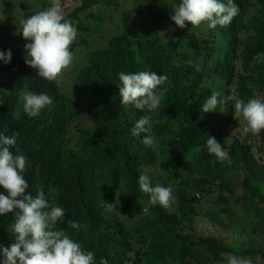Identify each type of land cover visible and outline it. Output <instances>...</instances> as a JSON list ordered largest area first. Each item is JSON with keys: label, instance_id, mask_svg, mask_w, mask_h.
Listing matches in <instances>:
<instances>
[{"label": "trees", "instance_id": "obj_1", "mask_svg": "<svg viewBox=\"0 0 264 264\" xmlns=\"http://www.w3.org/2000/svg\"><path fill=\"white\" fill-rule=\"evenodd\" d=\"M117 1V6H112L113 12L122 8L121 0ZM102 2L107 0H81V5L65 19L78 32L94 35L100 30L77 21L82 12ZM176 2L180 4L182 0ZM221 2L227 4L228 0ZM233 2L239 7V14L230 25L211 28L210 38L200 40L194 34L185 33L183 37L194 49L193 64H179V67L164 61L158 41L133 37L132 10L114 13L122 23V31L104 37L106 45L101 49L90 50L87 65L76 73L72 95L63 92L57 82L40 77L27 63L30 57L22 50L21 43L32 41L26 40L22 32L13 44L4 47L6 52L11 50L12 58L5 66L8 78L0 83V134L10 137L18 133L17 145L27 161L23 173L29 184L27 191L35 196L37 188L42 187L49 205L65 210V217L57 228L80 241L83 251L93 252L94 264H143L140 257L128 262L130 248L121 243L125 237L124 225L111 209L122 197L121 214L127 220H135L142 214L138 180L146 168L155 164L156 154L152 147L142 143L145 133L133 136L130 131L145 112L122 104L119 73L150 71L167 76L159 89L163 92L161 106L148 114L153 121L150 134L172 140L170 158L164 166L174 173L183 169L197 151L207 147L209 137H214L226 149L223 133L234 118V105L228 102L214 112L203 113L202 105L213 93H219L218 99H223L231 94L230 87L235 82L237 98L247 103L255 91L264 90V57L261 62L253 60L258 53H264V0H257L258 7L252 15L251 0ZM144 13L150 21L168 22L183 29L150 3L146 4ZM86 18L94 21L96 27L102 26L100 16L88 13ZM16 44L19 47H14ZM122 48L127 51L126 62L116 64L112 56ZM205 53L215 58L213 80L203 63ZM238 62H241V72ZM195 64H199L200 71H196ZM25 90L49 95L53 105L42 110L39 117L29 118L23 108ZM82 102L92 120L91 127L84 126L80 120L78 107ZM74 124L77 144L71 148L68 133ZM258 137L264 143V130ZM228 149L231 163L225 161L218 176L210 172L208 177H216L226 190L236 187L242 191L250 206L245 221L264 222V165L256 159L247 139H234ZM11 150L16 154L15 148ZM154 179L150 181L155 187L157 180ZM51 189L56 190L54 197L49 195ZM177 199L175 212H168L159 204L152 208L155 233L150 244L160 260L166 259L167 251L174 253L177 264H185L189 258L202 264L203 254L209 255L212 262L222 264H227L224 256L228 254L264 260V250L228 248L227 239L215 236L198 238L202 251L196 250L189 244L194 239L192 235L178 234V228L193 229L196 199L184 192H178ZM69 220L78 222L80 227H70ZM14 222V213L0 215V246L8 247L15 242L11 229ZM230 228L234 233L241 231L238 224ZM3 259L0 252V264Z\"/></svg>", "mask_w": 264, "mask_h": 264}, {"label": "rangeland", "instance_id": "obj_2", "mask_svg": "<svg viewBox=\"0 0 264 264\" xmlns=\"http://www.w3.org/2000/svg\"><path fill=\"white\" fill-rule=\"evenodd\" d=\"M115 1L118 2L117 0H107V2L99 3L79 15L78 23L90 25L92 29L100 31L94 35L83 34L77 31V37L70 46V50L74 56L72 65L66 70L62 80L58 83L63 92L72 95L76 73L83 66L87 65V59L91 54L90 50L101 49L106 45L104 37L108 38L122 31V23L120 24L115 16L119 12L122 14L127 10L134 12V15L131 16V26L134 29L133 37L137 38V40L158 41L163 59L167 63L187 64L186 61L192 60L194 49L189 40L183 37L185 33L194 34L200 40H206L211 36L212 30L207 24H202L198 28H192V25H187L181 30L176 28L172 23L157 20L150 21L144 13L146 4L150 3L152 7L161 9L166 16L171 17V15L175 14L174 10L179 5L176 0H121L119 5L122 8L113 12L112 6H117ZM251 1L252 15L255 13L258 4L257 0ZM80 5L81 0H61L63 15L65 16ZM50 6L51 0H0V52L7 53L4 50L6 44H13L12 42L15 38L21 36L23 20L46 10ZM88 13L100 16L103 19L100 28L96 27L94 21L86 18ZM108 14H110V19H107ZM186 24L188 23L186 22ZM27 44L29 42L21 43L22 50L27 51ZM14 47L17 48L19 45L16 44ZM126 56L127 51L125 48H122L117 50L112 58L116 64H122L126 62ZM203 63L207 66L210 78L213 80L215 58L205 53ZM240 63L238 62L239 72H241ZM6 64L3 60H0V83L5 82L8 78L9 72L5 67ZM230 90L231 94L236 95L235 82L232 83ZM256 98L264 99V90L261 92L255 91L252 99ZM78 110L81 113L80 120L82 124L86 127H91L92 120L87 115L84 102L80 103ZM238 119L240 121L243 120L242 117ZM238 119L234 117L223 133V138L226 142L225 151L228 152V148L234 139H247L252 144L256 159L264 165V143L261 142L258 135H253L252 133L244 134L243 126H240ZM68 136L71 138V148H73L77 144L75 124L69 128ZM152 137L155 141L152 148L156 154V162L152 167L146 168L143 171V175H147L151 179L155 178L157 185L170 186L173 189V202L169 208L165 209L168 212L177 211L178 192H184L187 197L196 199L194 205L196 215L193 229L191 230L186 227L178 228V234L192 235L194 239L189 244L199 251H202V249L198 245L197 239L206 236L227 239L225 245L228 248L253 247L264 250V222L258 221L254 223L251 220H244V217L250 210V206L242 191L236 187L226 190L220 185V181L216 177H210L211 179L208 177L210 172L218 176L224 162H218L216 157L210 154L207 151V147H205L197 151L183 169L178 171V173H174L169 167L164 166L165 162L170 158L172 140L168 137H157L154 135ZM141 194L143 212L137 219L129 221L121 214V207H123L122 197L119 200L117 199L115 206L111 209L124 225L125 237L121 238V243L130 248L127 258L128 262L135 257H140L143 260V264H177V257L171 251H167L165 260H160L155 255L150 242L152 235L155 233V228L151 223L154 219L152 208L157 204L153 205L150 202L149 194L142 191ZM262 217L264 218V212ZM236 224L239 225L241 231L234 233L230 227ZM228 236H232V239H228ZM69 237L81 244L77 239ZM230 255L232 254L224 256L227 261ZM244 259L250 260L251 264H264V260H261L260 257L254 259L246 257ZM196 260L195 258H189L185 264H200ZM202 264L222 263L212 262L209 255L203 254Z\"/></svg>", "mask_w": 264, "mask_h": 264}, {"label": "clouds", "instance_id": "obj_3", "mask_svg": "<svg viewBox=\"0 0 264 264\" xmlns=\"http://www.w3.org/2000/svg\"><path fill=\"white\" fill-rule=\"evenodd\" d=\"M239 11L233 0H228L227 4L221 0H182L170 19L180 28H185L187 22L192 28L207 24L215 29L218 25H230ZM66 15H63L61 0H51V6L46 10L22 21L23 37L32 41L26 45L30 57L27 63L49 82L59 83L74 59L70 46L77 37V28L65 19ZM252 35H255L254 31ZM262 57L264 53H258L253 60L261 62ZM11 58V50L0 52V60L5 63H10ZM186 63L192 65L193 61L188 60ZM176 66L179 67V64ZM194 66L196 71H200L199 64ZM119 81L122 104L145 112L130 129L132 135L145 133L142 143L153 147L155 141L150 134L153 121L148 113H154L161 106L163 92L159 89L167 81V76L150 71L120 72ZM218 96L219 93H213L206 100L202 105L203 113L214 112L219 105L233 102L234 117L243 118L242 121L238 120L244 134L258 135L264 130V99H251L245 103L235 94L223 99H218ZM22 99L24 112L29 118L39 117L42 110L53 105L52 98L45 93L36 94L25 90ZM17 136L18 133L10 137L0 134V188L4 190L0 192V215H15V222L11 225L15 242L8 247L0 246L3 264H94L93 252L83 251L80 243L57 228L58 222L65 217V210L59 206H50L42 187L37 188L35 196L27 191L29 184L23 175L27 161L17 145ZM206 144L207 151L218 162L231 163L228 152L214 137H209ZM12 148H15L16 154ZM138 184L142 192L149 194L153 205L159 204L164 208L171 206L174 197L170 186L154 187L150 178L143 174L139 176ZM49 195L54 197L56 190L51 189ZM68 223L72 228L80 227L74 220ZM227 264H251V261L230 255Z\"/></svg>", "mask_w": 264, "mask_h": 264}]
</instances>
